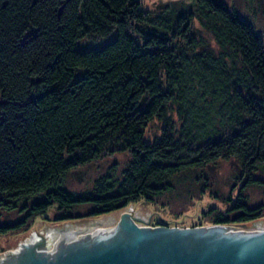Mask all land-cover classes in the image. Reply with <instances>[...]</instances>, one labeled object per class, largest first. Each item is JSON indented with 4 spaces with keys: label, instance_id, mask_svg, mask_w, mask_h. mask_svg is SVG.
<instances>
[{
    "label": "trees",
    "instance_id": "1",
    "mask_svg": "<svg viewBox=\"0 0 264 264\" xmlns=\"http://www.w3.org/2000/svg\"><path fill=\"white\" fill-rule=\"evenodd\" d=\"M194 1L196 12L178 1L151 11L140 0H0V208L24 215L11 230L52 209L67 221L108 214L190 172L212 188L222 163L238 196L214 224L264 217L246 193L264 191V36L225 2ZM154 120L163 127L151 142ZM118 152L130 155L120 175L114 164L89 191L69 190L70 174Z\"/></svg>",
    "mask_w": 264,
    "mask_h": 264
},
{
    "label": "water",
    "instance_id": "2",
    "mask_svg": "<svg viewBox=\"0 0 264 264\" xmlns=\"http://www.w3.org/2000/svg\"><path fill=\"white\" fill-rule=\"evenodd\" d=\"M0 264H264V219L191 228L132 219L49 227L0 252Z\"/></svg>",
    "mask_w": 264,
    "mask_h": 264
},
{
    "label": "rangeland",
    "instance_id": "3",
    "mask_svg": "<svg viewBox=\"0 0 264 264\" xmlns=\"http://www.w3.org/2000/svg\"><path fill=\"white\" fill-rule=\"evenodd\" d=\"M143 9L151 10L157 6L178 1L180 7L189 8L197 11L194 0H140ZM225 2L230 10L238 13L241 17L250 22L257 32L264 36V0H221ZM198 13V12H197ZM196 28L202 30L200 21L196 19ZM115 33L108 39L98 41L86 46L98 48L106 45L114 40ZM181 123L177 124L180 127ZM163 122L154 120L148 128L147 140L153 142L161 136V128ZM130 162L128 152H118L113 156L104 158L100 161L88 165L83 171L75 172L69 175L68 188L70 191L83 193L89 191L93 187L94 181L107 172L112 165H116L118 175L122 173ZM222 167V168H221ZM233 168L231 165L222 163L218 167V171L214 170L213 176L210 177L212 188L203 187L194 182L196 172L183 174L174 178L172 191L165 193L160 197L141 199L136 203H132L124 208L118 209L108 214L98 217L61 220L63 215L56 209H52L47 215L38 217L29 222L27 229H13L9 226L17 224L22 220L24 215L17 213H8L0 208V228L4 227L5 232L0 231V252L12 251L24 241H26L35 232L44 230L49 227L90 223L93 221H115L122 220L124 213H130L134 220L152 224L158 227H201L215 225V218L224 213L228 216V208L231 202L230 197L235 199L238 196V189L233 188L232 182ZM233 185V186H232ZM236 187V186H235ZM247 197L251 205L264 201V191L259 188H251L247 192ZM240 197V196H239ZM83 212L84 208H80L77 212ZM231 214L229 217H233ZM260 219H264L260 218ZM259 220V219H258Z\"/></svg>",
    "mask_w": 264,
    "mask_h": 264
},
{
    "label": "bare ground",
    "instance_id": "4",
    "mask_svg": "<svg viewBox=\"0 0 264 264\" xmlns=\"http://www.w3.org/2000/svg\"><path fill=\"white\" fill-rule=\"evenodd\" d=\"M130 219L134 220V217H133L130 213H124V214H123L122 220H130ZM93 222H99V221H93ZM90 223H91V222H90ZM35 233H36V232H35ZM35 233H34V234H35ZM34 234H33V235H34ZM31 236H32V235H31ZM31 236H30V237H31ZM30 237H29V238H30Z\"/></svg>",
    "mask_w": 264,
    "mask_h": 264
}]
</instances>
